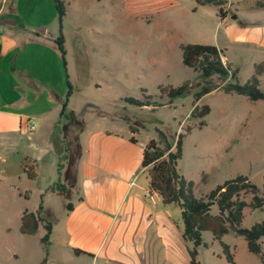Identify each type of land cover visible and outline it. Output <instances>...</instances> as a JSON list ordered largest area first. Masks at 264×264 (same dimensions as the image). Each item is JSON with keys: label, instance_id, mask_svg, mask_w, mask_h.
Segmentation results:
<instances>
[{"label": "rangeland", "instance_id": "374dc122", "mask_svg": "<svg viewBox=\"0 0 264 264\" xmlns=\"http://www.w3.org/2000/svg\"><path fill=\"white\" fill-rule=\"evenodd\" d=\"M12 1L16 5L10 9ZM231 1L229 5L224 0L223 11L227 14L224 22L218 16V7L207 5L196 11L197 6L192 8L190 4H184L180 11L165 12L160 17L173 18L170 23L182 31L181 42L212 45L218 42L224 52V60L231 64L232 69L238 70L239 82L245 84L255 75L257 66L264 63V0ZM0 7L3 11L9 9L8 16L18 11V15L23 14L27 21L31 17L38 19L41 15L59 36L58 13L53 0H0ZM91 11L93 23L81 30L83 38L80 43L76 38L78 34L72 30V17H66L63 30L67 73L74 89L69 110L85 122L86 128L97 127L103 120V114L117 112L118 117L114 121L118 125L129 131V124L125 121L129 117L130 124L138 128L140 146L156 139L157 130H163L171 138H176L180 133L185 134L184 156L179 162V169L186 179L194 182L196 198H205L217 185L241 175L248 176L262 188L264 100L250 101L238 94L213 91L198 103L211 109L204 118L205 125L199 126L200 119L191 116L192 102L193 93L200 89L204 79L182 63V51L178 45L180 39L173 40L158 30L156 33L152 30L144 32V39H137L133 27L121 24L122 21L126 22V10L121 13L120 9L115 10L108 2L93 6ZM79 54L85 59L84 68L79 66ZM48 59L57 84L56 92L64 98L67 73L61 56L54 50L49 52ZM212 79L219 82L217 76H212ZM259 79L260 89L264 91V72ZM185 81L191 82L190 91L176 98L172 104H168L167 97H161L160 85L178 87ZM145 95L163 106L139 108L122 102L125 97L142 100ZM187 127H192L188 133L185 130ZM13 142L16 146L0 151V169L7 171L6 175H0L3 180L0 184V264H40L44 258H47L46 264H88L87 260H75L70 251L59 248L55 239L50 245L41 243L45 234L43 227L33 236H25L20 232L23 212L37 209L41 200L38 191L43 189L47 177H42L40 188L30 185L23 176V166L31 164L30 158L26 159V151H32L33 148L28 145L27 138L21 141L17 138ZM2 157L6 159L5 163L1 162ZM145 177L142 176V179ZM28 189L33 191L30 199L19 196L18 191ZM64 204L65 200L60 196L47 197L45 200L44 205L49 214L47 217L55 229L64 228ZM161 207L182 230L180 208L175 204H161ZM261 221H264V207L254 211L249 208L244 210L243 228H251ZM180 230L181 243H178L183 249H193V243L182 240ZM223 241L231 246L236 264H262L260 257L249 251L244 238L229 234L224 236ZM197 250L200 264H230L223 254L222 246L210 232L203 233V244ZM150 264L190 262L188 254H183L180 261L169 262L162 251L156 250Z\"/></svg>", "mask_w": 264, "mask_h": 264}, {"label": "crops", "instance_id": "0c3cea01", "mask_svg": "<svg viewBox=\"0 0 264 264\" xmlns=\"http://www.w3.org/2000/svg\"><path fill=\"white\" fill-rule=\"evenodd\" d=\"M227 1L229 5L232 4L231 0ZM64 2L66 15L62 31L66 17H72V30L78 34L76 38L79 43L83 38L80 35L83 27L93 23L92 7L108 2L115 10L120 9L121 13L126 10V22L122 21L121 24L133 27L137 39H144V32L152 30L156 33L158 30L173 40L180 39L179 47L187 44L181 42L182 31L171 26L173 18L163 19L160 15L180 11L184 4H190L192 8L197 6L196 11L205 7L196 0ZM9 5L12 9L16 4L12 1ZM8 10L3 11L0 7V151L16 146L13 141L17 138L20 141L22 138L28 139V145L33 150L27 149L26 159L30 158L36 178L29 179L25 173L23 176L37 188H40L42 177H47L43 189L38 191L41 197L44 195L45 203L47 197L59 196L48 189L59 178L58 163L65 150L62 136L55 126L68 86L64 98L57 94V84L48 59L49 52L57 50L60 54L56 44L58 37L52 26L41 15L38 19L31 17L27 21L23 14L18 15V11L8 16ZM225 15V18L221 17L222 22L227 19ZM168 26L171 28L166 29ZM57 29L59 34V20ZM225 35L228 36V33ZM214 45L221 49L218 42ZM33 48L36 50L32 51ZM77 60L79 66L84 68L86 62L83 56L79 54ZM73 95L74 92L69 105ZM69 105L68 113L74 114L69 110ZM31 107L34 110H30ZM116 113L103 114V120L97 127L85 128L80 135L82 153L76 163L77 185L72 197L74 209L68 212L64 204V228L55 229L53 225L48 244L55 239L59 248L70 251L75 260H87L88 264H150L156 250L162 251L169 262L180 261L183 254L189 256V248L183 249L179 244L177 223L161 207L160 198L149 193V180L142 168L145 145L140 146L137 134L130 129L125 130L114 121L118 117ZM120 118L123 119V116ZM29 119L38 121L37 128L31 133L27 130ZM132 137L137 139V143L131 141ZM1 162L5 163L6 159L2 157ZM6 172L0 169V175H6ZM144 175L146 177L142 179ZM18 194L24 198L27 194L28 198L25 199H30L33 191L28 189L18 191ZM44 207V216L47 217L48 208ZM74 249L93 257L76 255Z\"/></svg>", "mask_w": 264, "mask_h": 264}, {"label": "trees", "instance_id": "16d2710c", "mask_svg": "<svg viewBox=\"0 0 264 264\" xmlns=\"http://www.w3.org/2000/svg\"><path fill=\"white\" fill-rule=\"evenodd\" d=\"M200 5H215L219 7V15L225 18L223 11L224 0H196ZM58 13L60 26L59 36L56 44L59 48L63 66L67 73V51L65 48V38L63 35V20L66 15L64 0H54ZM182 51V63L201 75L204 79L200 89L193 93L192 118L200 119L199 126L205 125L204 118L210 113L209 106H200L199 101L213 91H222L225 94H238L245 96L250 101L264 100V91L260 89L259 76L264 72V63L256 68L255 75L245 84H241L238 79V70L232 69L231 64L225 61L222 49L215 45L187 43L180 46ZM212 76H217L219 82H215ZM68 92L62 104L59 121L56 129L61 134L64 143V154L58 163V180L48 189L61 196L65 200V210L70 212L74 209L72 197L76 190L77 174L76 163L81 156L82 149L80 135L84 132L85 122L79 120L74 114L68 113V105L73 92V86L67 73ZM191 89V82L185 81L182 85L174 87L172 85H160L161 97L168 98V104H172ZM146 93V90H143ZM123 102L130 106L139 108L150 106H163L152 101V97L145 95L144 99L125 97ZM125 121L129 124V129L133 134L138 133V128L130 124V118ZM192 127H187L186 133ZM158 137L151 139L143 150L142 168L149 180L148 190L151 195L160 198L164 206L175 204L181 211V222L183 224L181 237L186 243H193L194 248L189 249L190 264H200L198 261L197 248L203 244V233H212L223 249V254L230 264H236L231 246L223 241L224 236L233 234L246 240L251 253L258 255L261 263L264 264L262 254V243L264 240V221L256 222L251 228H243L244 210H259L264 207V183L262 188L253 183L248 176H238L217 185L205 198H196L194 193L195 184L186 179L180 169L179 162L184 156V136L180 133L176 138L163 130H157ZM133 143H137L135 137L131 138ZM23 172L29 179H35L34 168L30 165L23 166ZM28 198V195H24ZM216 208V212H214ZM44 195L41 197L37 211L25 210L21 218L20 232L23 235H36L41 227L45 234L41 238V243L47 245L53 231V222L44 216ZM76 255H93L81 250L74 249ZM44 258L40 264H46Z\"/></svg>", "mask_w": 264, "mask_h": 264}, {"label": "built area", "instance_id": "2783aa9c", "mask_svg": "<svg viewBox=\"0 0 264 264\" xmlns=\"http://www.w3.org/2000/svg\"><path fill=\"white\" fill-rule=\"evenodd\" d=\"M38 126V121L36 119H29L27 123L28 132H33Z\"/></svg>", "mask_w": 264, "mask_h": 264}, {"label": "water", "instance_id": "95a60500", "mask_svg": "<svg viewBox=\"0 0 264 264\" xmlns=\"http://www.w3.org/2000/svg\"><path fill=\"white\" fill-rule=\"evenodd\" d=\"M233 19H236V16H233Z\"/></svg>", "mask_w": 264, "mask_h": 264}]
</instances>
